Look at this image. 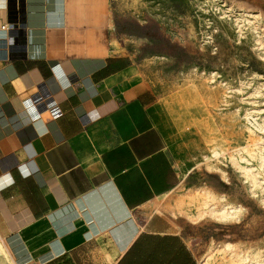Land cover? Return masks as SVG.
<instances>
[{
    "label": "crops",
    "instance_id": "crops-1",
    "mask_svg": "<svg viewBox=\"0 0 264 264\" xmlns=\"http://www.w3.org/2000/svg\"><path fill=\"white\" fill-rule=\"evenodd\" d=\"M110 4L0 0V240L20 264H198L189 228L145 207L197 171L203 136L141 88Z\"/></svg>",
    "mask_w": 264,
    "mask_h": 264
},
{
    "label": "rangeland",
    "instance_id": "rangeland-1",
    "mask_svg": "<svg viewBox=\"0 0 264 264\" xmlns=\"http://www.w3.org/2000/svg\"><path fill=\"white\" fill-rule=\"evenodd\" d=\"M110 3L111 17L119 31L114 47L119 50L121 45L126 46L138 67L137 81L141 88L153 98L176 96L183 101L191 110L207 148L208 159H203L197 171L181 179L171 194L145 207L146 214L160 213L189 228L188 244L198 264H243L239 260L244 256L248 261L259 257L264 262L261 194H250L229 159L243 156L254 167L258 164L257 158L250 159L242 152L255 149L253 144L257 141L247 130L254 131L248 123L252 118L247 117V122L246 114L262 127L256 129V136L264 139V46L256 42L258 37L244 18L239 21L240 28L232 18L242 16L245 11L250 13L251 22L252 15H260L263 22L264 0H110ZM228 7L233 11L227 14L230 17L222 15V10ZM258 31L264 35V28ZM218 84L224 98L219 94L216 102H211L205 94ZM212 150L218 153L216 165L226 172V182L206 168V164L215 165ZM202 188L225 195L233 205H241L244 208L241 221L220 225L204 220L193 226L179 217V211L194 212L189 199ZM223 243H232L235 256L218 248ZM0 244L6 264H20L16 252L5 241L0 240Z\"/></svg>",
    "mask_w": 264,
    "mask_h": 264
},
{
    "label": "bare ground",
    "instance_id": "bare-ground-1",
    "mask_svg": "<svg viewBox=\"0 0 264 264\" xmlns=\"http://www.w3.org/2000/svg\"><path fill=\"white\" fill-rule=\"evenodd\" d=\"M231 9L232 8L228 7L226 10H222V15L226 16L227 14H231L233 12ZM219 10H221V9H219ZM241 13H242V16L232 17L234 20V24L237 25L238 28H240L239 21H240V19L244 18L243 20L251 25L250 29L252 30V32H254V35L258 37L256 39V42L259 43V46H261V45L264 46V41H263L264 38L262 37L264 35H262L258 31L260 28L261 29L264 28V23H263L264 21L263 22L261 21L262 18L260 19V15L259 16L258 15H256V16L252 15L253 22H251V20H249V18H248V16L250 17V15H249L250 13L248 14V12L246 13L245 11H243ZM227 17H230V15H227ZM254 23H256L257 25H255ZM260 24L263 25V28L257 27ZM261 31H263V30H261ZM259 46H257V47H259ZM212 79H213V77H212ZM221 89H222L221 84H218L214 89L211 88L210 91L207 92V94H205V95L209 99V101L216 102V100L219 97V94L221 95V99L224 98L223 94L220 93ZM245 117H246L247 122L249 120V119H247V117L252 118L251 121H249L248 123L254 129V131H252L249 128H247V130L251 135L257 137V141L253 144L255 149H253V150L245 149L244 151L242 150V152L244 154H246L250 159L255 160L257 158L258 164L256 165V167H254V165H252L249 162V160L244 158L243 156H238L237 159H234L232 156H229V159H230V162L232 163L234 169L239 173L244 184H246L247 189L250 191V194L253 196H255L256 192L261 194V196L259 197L260 198L259 201L264 206V146H263L264 139L262 137L256 136V129L262 130V127L260 125H258V122L256 121V119H254L250 114H246ZM245 130H246V127H245ZM259 143L262 144L260 147L257 146V145H259ZM211 155H212V157L216 158L214 161L215 165L206 164V168L209 171H214V172L218 173L220 175L221 179L226 182V180H227L226 172L222 168H220L216 165L219 163V160H217L218 153L215 150H212ZM206 159H208V158H206ZM214 192L209 190V188L208 189L202 188L199 190V194H196V192H195V194L193 193L194 195L189 199V204L194 209V212L189 213L186 211H179L178 212L179 217L185 219L190 225H193V226L198 225L200 222H202L204 220L205 221L206 220H208V221L212 220L213 222H216V224L218 223L220 225L238 224L241 221V217L243 215L244 208L238 204L233 205L230 201H228L226 199L225 195L216 194ZM181 206H182V204H181ZM173 217H174V214H173ZM218 248L222 252H224V254L227 253L231 256H235L233 253L234 248H233L232 243L231 244L230 243H223V245L219 246ZM256 255L254 257H256ZM239 261H241V263H243V264H263L264 263L263 261H261V259L259 257H257L255 261H248V258L246 256H244V258L240 259ZM0 264H6V257H5L3 246L1 244H0Z\"/></svg>",
    "mask_w": 264,
    "mask_h": 264
},
{
    "label": "water",
    "instance_id": "water-1",
    "mask_svg": "<svg viewBox=\"0 0 264 264\" xmlns=\"http://www.w3.org/2000/svg\"><path fill=\"white\" fill-rule=\"evenodd\" d=\"M13 34V33H12Z\"/></svg>",
    "mask_w": 264,
    "mask_h": 264
}]
</instances>
